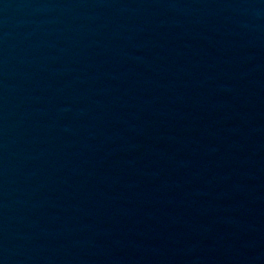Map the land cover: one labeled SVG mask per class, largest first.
I'll return each instance as SVG.
<instances>
[{"label":"water","instance_id":"obj_1","mask_svg":"<svg viewBox=\"0 0 264 264\" xmlns=\"http://www.w3.org/2000/svg\"><path fill=\"white\" fill-rule=\"evenodd\" d=\"M0 264H264V0H0Z\"/></svg>","mask_w":264,"mask_h":264}]
</instances>
